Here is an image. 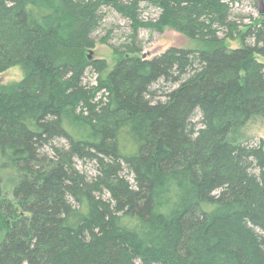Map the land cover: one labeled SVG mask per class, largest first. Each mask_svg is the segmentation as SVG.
Wrapping results in <instances>:
<instances>
[{"label":"trees","instance_id":"1","mask_svg":"<svg viewBox=\"0 0 264 264\" xmlns=\"http://www.w3.org/2000/svg\"><path fill=\"white\" fill-rule=\"evenodd\" d=\"M233 2L0 0V71H25L0 84V264H264V142L228 138L264 118V12ZM104 8L131 28L111 66ZM166 27L197 46L143 57Z\"/></svg>","mask_w":264,"mask_h":264},{"label":"rangeland","instance_id":"2","mask_svg":"<svg viewBox=\"0 0 264 264\" xmlns=\"http://www.w3.org/2000/svg\"><path fill=\"white\" fill-rule=\"evenodd\" d=\"M103 19L100 26L94 31L93 38L95 44L93 47L87 49L90 51V56L87 53L88 59H104L107 64L111 66L118 55L115 50H124V45L130 42L128 35L131 33L129 21L122 17L112 8H104ZM264 12V0H234L232 3V17L243 25L252 22L253 19L260 18ZM159 14V10L156 7L147 6L141 3L140 17L143 19H155ZM241 26V27H242ZM137 44L146 58H151L156 54L163 52L170 46L183 47V48H195L196 43L174 30L173 28L166 27L162 32L150 31L149 29H139L137 34ZM230 47H239L240 41L227 40ZM259 60L264 61L262 58ZM25 74V71L21 65H13L4 71H0V84L7 85L20 81ZM95 79V73L91 69H87L85 72L84 82L93 83ZM158 87V86H157ZM167 84L160 86V90H165ZM159 90V91H160ZM198 121V118H195ZM229 140L233 142H243L248 140L249 143H255L258 140L264 142V118L253 117L244 126L238 128L235 131L229 133ZM63 140H61L62 142ZM57 142V141H56ZM79 170L87 173H94V167L92 162H77ZM12 175H4V188L7 196L11 197L12 186L14 181V173ZM13 176V178H12ZM3 231L0 228V237Z\"/></svg>","mask_w":264,"mask_h":264},{"label":"water","instance_id":"3","mask_svg":"<svg viewBox=\"0 0 264 264\" xmlns=\"http://www.w3.org/2000/svg\"><path fill=\"white\" fill-rule=\"evenodd\" d=\"M87 53H88V55L90 56V51H88ZM142 56L145 57V54L142 53Z\"/></svg>","mask_w":264,"mask_h":264}]
</instances>
